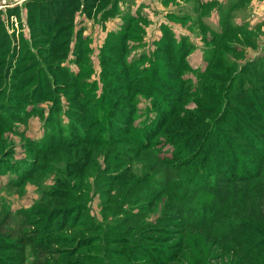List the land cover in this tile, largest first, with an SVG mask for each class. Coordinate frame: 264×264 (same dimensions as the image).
Instances as JSON below:
<instances>
[{"label": "rangeland", "instance_id": "obj_1", "mask_svg": "<svg viewBox=\"0 0 264 264\" xmlns=\"http://www.w3.org/2000/svg\"><path fill=\"white\" fill-rule=\"evenodd\" d=\"M154 65L175 115L144 151L129 137L154 99L132 81ZM113 103L139 108L130 126ZM212 127L215 177L186 182ZM233 150L264 170V0H0V264H209L199 246L264 264V231L238 225L264 201L219 180L242 172Z\"/></svg>", "mask_w": 264, "mask_h": 264}, {"label": "trees", "instance_id": "obj_2", "mask_svg": "<svg viewBox=\"0 0 264 264\" xmlns=\"http://www.w3.org/2000/svg\"><path fill=\"white\" fill-rule=\"evenodd\" d=\"M144 71V69H142ZM136 71V77H134V80L132 82L138 81L140 82L139 86L140 89L138 90L139 93H141L142 95H144L145 99H148L150 97H153L154 102L150 105V107L152 108L150 109H143L141 111V122L139 123L140 127L134 126L133 131L136 132V137L132 138L129 137V140H133L136 143V146H138V148L143 149L144 151L149 150L151 151L150 148V144L151 142L165 129L166 127V118H172L175 115V110L174 111H170V110H166L164 108L163 105L157 104L156 99L158 98V94L155 92L156 91V87L153 88V85L155 84V80H161L159 76L160 71L157 67H155L154 65V69L153 70H149L150 72L146 73V74H140V69ZM146 71V70H145ZM148 71V70H147ZM157 75V76H156ZM156 76V77H155ZM130 82V81H129ZM153 89V91H152ZM170 98V97H169ZM104 97H102L101 99V107L100 112L103 111V101H104ZM174 100V99H171ZM130 101V100H129ZM119 104V103H118ZM117 104V106H118ZM120 106H118L119 110L116 108V104H112L111 106H108L106 108V113H107V121L109 122V119L111 118H115L117 120H122L125 119L126 121L124 122L126 126H130L133 119H135L139 108H135V107H130V105L128 107L123 106L122 104H119ZM221 106V105H220ZM167 107V106H166ZM155 110V111H154ZM158 110V111H157ZM98 114H99V110H97ZM154 112V113H153ZM221 115H226V113L221 114ZM135 116V117H134ZM166 120V121H165ZM154 121L156 123H154ZM187 121H192L191 119H188ZM105 122V121H104ZM213 129L205 128V130H209L207 132H204L203 135L201 137H197V139L194 141L195 143L199 144V142L202 140L204 134L208 133L207 135V139H206V146L203 147L201 149V151L199 153H196L192 156L188 155L187 158L185 159L184 157H180L179 158V163L177 164V166H179V164L182 162L185 163V170L184 173L187 177L184 179V181L186 182H197L198 185H201L203 183H206L207 180H209L210 178H214L215 177V173H214V164L215 162H217V165L221 164L220 161H215L211 158V160L208 157V151L209 148L213 145V141H214V133L216 132V130H218V134L220 137H223V133L220 127H218V129H214V127H212ZM112 129H116L114 127H112ZM188 130H191L189 128H186ZM204 129V128H203ZM117 130L119 132H124L122 130L119 129L118 125H117ZM125 132H127L128 129L127 127H125ZM166 132V136L169 135V137H167L169 140H171L173 137L177 136L180 137V135L183 133L184 131H176L174 133L168 131ZM172 133V134H171ZM184 134V133H183ZM219 137V138H220ZM117 137H113V139H115L113 142H115ZM143 140V142L141 141ZM88 141V140H86ZM205 141V140H204ZM167 142V140H166ZM228 145V143H225ZM179 145H181L182 151L185 148V145H183V142L180 143ZM197 146L195 145L194 148H196ZM179 149V146H178ZM236 151L233 150L231 153L232 156V162L238 164L239 166L242 165L243 169L242 172L239 173H234L231 174L230 176H227L226 178L222 179L226 174H223L222 176L219 177V180L226 183V184H230V185H234L236 187V185L239 184H246L249 183L251 185V189L252 194L251 197L255 198L256 200H262L264 201V170H260V171H252L249 167H248V163H246V161L243 159V157H245L244 155V151L240 150ZM180 154V153H178ZM243 155V156H242ZM220 160V159H219ZM164 165H167L166 163H164ZM170 166V165H167ZM214 168V169H213ZM217 169H215L216 172ZM221 183V182H220ZM202 186V185H201ZM207 221V223H205V221ZM178 224V223H177ZM238 225H242L241 228H244L245 226H251V228L249 230L252 231H256L258 234H261L262 231H264V220H262L261 218H256V220H248L247 221H240V223ZM188 228H190L189 226H187L186 228H184L185 230H187ZM213 228V221L212 219H207L206 216H202L197 222L196 224H194V226L192 227V230H197V231H203V232H208L211 237L216 240V243H221L222 240L219 238H214L212 236L211 233V229ZM207 234V233H206ZM207 236L212 240V238L207 234ZM261 243H258L257 245H259ZM197 245H194L193 247H195ZM187 248V247H185ZM196 249H198L202 255V261H206L210 264V255L208 254V250L203 249L202 247H195ZM193 249V248H192ZM188 250L185 249V252ZM176 259L181 258L180 256L175 257ZM201 262V261H200Z\"/></svg>", "mask_w": 264, "mask_h": 264}]
</instances>
